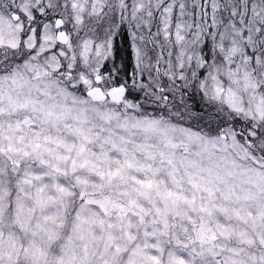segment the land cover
<instances>
[{"label": "snow or ice", "instance_id": "obj_1", "mask_svg": "<svg viewBox=\"0 0 264 264\" xmlns=\"http://www.w3.org/2000/svg\"><path fill=\"white\" fill-rule=\"evenodd\" d=\"M0 264H264V0H0Z\"/></svg>", "mask_w": 264, "mask_h": 264}]
</instances>
